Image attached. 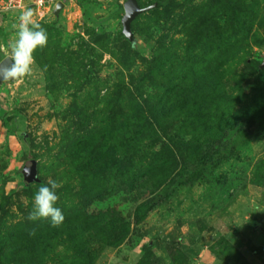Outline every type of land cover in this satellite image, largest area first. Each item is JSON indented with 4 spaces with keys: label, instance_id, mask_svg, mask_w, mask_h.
I'll use <instances>...</instances> for the list:
<instances>
[{
    "label": "rangeland",
    "instance_id": "rangeland-1",
    "mask_svg": "<svg viewBox=\"0 0 264 264\" xmlns=\"http://www.w3.org/2000/svg\"><path fill=\"white\" fill-rule=\"evenodd\" d=\"M63 2L0 83V264H264V0H137L132 39L125 0Z\"/></svg>",
    "mask_w": 264,
    "mask_h": 264
},
{
    "label": "clouds",
    "instance_id": "clouds-1",
    "mask_svg": "<svg viewBox=\"0 0 264 264\" xmlns=\"http://www.w3.org/2000/svg\"><path fill=\"white\" fill-rule=\"evenodd\" d=\"M42 4L43 0H36ZM11 4L5 6L2 11H8ZM32 8H24L18 16L16 25V38L10 41L4 51V58H10L13 62L10 68L5 69L3 80H16L31 73L34 63L33 53L37 48H43L47 44V31L42 25L33 19ZM30 174V173H29ZM61 185L54 180H49L47 185L41 186L34 195L33 209L28 215L30 221L49 219L52 226H58L64 216L60 208L55 204L58 200L56 189Z\"/></svg>",
    "mask_w": 264,
    "mask_h": 264
},
{
    "label": "water",
    "instance_id": "water-1",
    "mask_svg": "<svg viewBox=\"0 0 264 264\" xmlns=\"http://www.w3.org/2000/svg\"><path fill=\"white\" fill-rule=\"evenodd\" d=\"M64 3L62 1H59L54 10L53 14L58 15L59 12L62 10L64 7ZM152 5L147 6V7H140L139 4L137 3V0H125L123 3V8H124V15L122 17V32L123 34L129 38L132 39L133 33L130 28V23L131 21L139 14L142 12L146 11L147 9H150ZM12 61L10 58H3L0 61V83L3 82V73L5 69L10 68L12 65ZM262 66H264V60L262 62ZM25 166L27 168L26 172V181L30 182L35 179H37V167H36V161L35 160H27L25 163ZM30 173V174H29Z\"/></svg>",
    "mask_w": 264,
    "mask_h": 264
},
{
    "label": "built area",
    "instance_id": "built-area-1",
    "mask_svg": "<svg viewBox=\"0 0 264 264\" xmlns=\"http://www.w3.org/2000/svg\"><path fill=\"white\" fill-rule=\"evenodd\" d=\"M59 1L63 2L64 0H43L42 4H37L36 0H0V9H3L5 6L11 4L12 7L8 11L32 8L33 10L41 13H53L54 8ZM3 12L7 11L0 10V13Z\"/></svg>",
    "mask_w": 264,
    "mask_h": 264
}]
</instances>
